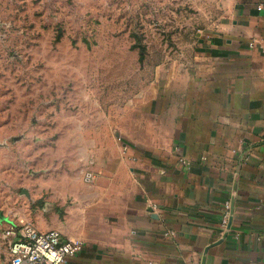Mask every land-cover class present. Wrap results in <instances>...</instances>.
<instances>
[{
	"label": "crops",
	"instance_id": "0c3cea01",
	"mask_svg": "<svg viewBox=\"0 0 264 264\" xmlns=\"http://www.w3.org/2000/svg\"><path fill=\"white\" fill-rule=\"evenodd\" d=\"M184 4L174 53L110 140L86 143L93 182L64 178L17 212L0 202V231L28 220L82 239L64 264H264V0Z\"/></svg>",
	"mask_w": 264,
	"mask_h": 264
},
{
	"label": "rangeland",
	"instance_id": "374dc122",
	"mask_svg": "<svg viewBox=\"0 0 264 264\" xmlns=\"http://www.w3.org/2000/svg\"><path fill=\"white\" fill-rule=\"evenodd\" d=\"M189 13L184 0H0L1 209L85 174L86 143L110 140Z\"/></svg>",
	"mask_w": 264,
	"mask_h": 264
},
{
	"label": "built area",
	"instance_id": "2783aa9c",
	"mask_svg": "<svg viewBox=\"0 0 264 264\" xmlns=\"http://www.w3.org/2000/svg\"><path fill=\"white\" fill-rule=\"evenodd\" d=\"M94 178L92 171L85 173L86 182L92 183ZM231 210L232 205L227 202L221 221L223 232L229 224ZM0 236L7 241L11 264H64L85 248L80 238L64 237L58 230L41 231L28 220L9 224L0 231ZM258 237L264 240V233Z\"/></svg>",
	"mask_w": 264,
	"mask_h": 264
},
{
	"label": "water",
	"instance_id": "95a60500",
	"mask_svg": "<svg viewBox=\"0 0 264 264\" xmlns=\"http://www.w3.org/2000/svg\"><path fill=\"white\" fill-rule=\"evenodd\" d=\"M228 228H230V226ZM208 250H209V247L207 248V251ZM205 262H206V257L203 258V263L202 264H205Z\"/></svg>",
	"mask_w": 264,
	"mask_h": 264
}]
</instances>
